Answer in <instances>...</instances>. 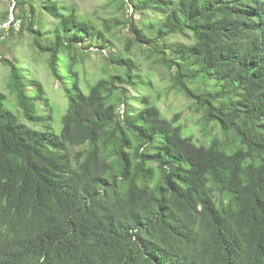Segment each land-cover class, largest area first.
Segmentation results:
<instances>
[{
    "label": "trees",
    "instance_id": "1",
    "mask_svg": "<svg viewBox=\"0 0 264 264\" xmlns=\"http://www.w3.org/2000/svg\"><path fill=\"white\" fill-rule=\"evenodd\" d=\"M11 1L0 42L29 37L66 105L58 115L22 57L1 56L0 264H264V0H110L123 17L99 20ZM91 50L105 61L93 81ZM149 61L207 142L163 114Z\"/></svg>",
    "mask_w": 264,
    "mask_h": 264
},
{
    "label": "rangeland",
    "instance_id": "2",
    "mask_svg": "<svg viewBox=\"0 0 264 264\" xmlns=\"http://www.w3.org/2000/svg\"><path fill=\"white\" fill-rule=\"evenodd\" d=\"M67 3H74L80 13L84 16L91 17L95 20L101 18H107L109 16H121L123 17V12L119 11L111 3L110 0H64ZM13 6V1L11 0H0V11ZM133 11L129 10L131 14ZM140 14H134V19H139ZM13 17H11V20ZM8 28V23L4 25ZM131 36V32L127 29H119L116 37V44L118 48H123L126 40ZM1 56H6L11 59L13 56H21L22 59L27 63L28 67L40 78L47 89L48 95L53 101L54 105L58 108L57 113L61 115L65 111L66 98L61 92L59 87V82L50 76L47 68V55L40 54L30 46V39L26 37L25 39L16 42V46L11 44V41L0 42V60ZM81 67V78L93 81V78L97 75H103L105 69V61L100 54L91 50L89 56L82 55ZM80 56H78L79 59ZM139 61H142L139 58ZM144 63V74H148V77L155 83L156 91L160 92V98L155 99L157 105L160 107L161 111L168 118H172L176 112L181 113V120L178 122L182 126V133L184 136L189 135L188 128L192 129L195 134V139L199 143L207 142V138L203 136L198 128V123L201 118V114L195 111L193 102L186 98L183 94L178 93L173 90L170 86L171 73L168 69L160 64H153L151 61ZM8 69L0 61V90L8 92L5 88L7 80ZM156 96V93H155ZM156 98V97H155ZM7 107L11 108L15 113L21 114L14 104L12 97L7 101ZM55 116L54 124L56 127L61 126V118ZM29 125L32 123L23 119ZM213 123H211V127ZM217 128V127H216ZM59 132V128L57 129ZM214 133H219L216 130Z\"/></svg>",
    "mask_w": 264,
    "mask_h": 264
}]
</instances>
